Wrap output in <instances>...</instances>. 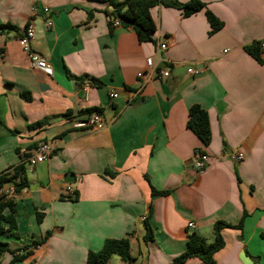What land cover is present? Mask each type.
I'll use <instances>...</instances> for the list:
<instances>
[{"label":"crops","instance_id":"1","mask_svg":"<svg viewBox=\"0 0 264 264\" xmlns=\"http://www.w3.org/2000/svg\"><path fill=\"white\" fill-rule=\"evenodd\" d=\"M200 1L204 10L190 17L152 8L155 39L141 43L133 29L109 27L106 3L0 0V174L23 164L29 184L10 198L19 238H0L20 255L30 247L15 264H86L106 240L123 238L131 259L114 255L108 264H172L189 233L213 242L216 222L242 220L241 230L222 232L216 264H264V63L246 51L264 42V0ZM207 10L223 23L211 35ZM29 25L51 73L32 67L20 45ZM163 40L160 65L170 77L142 86L137 74ZM191 67L202 73H188ZM194 105L208 113V146L187 127ZM94 108L104 111L101 126L76 128ZM41 144L50 156L29 171ZM198 150L209 156L201 172L193 166ZM238 152L240 162L232 159ZM67 174L75 181L65 182ZM153 189L167 195L153 196ZM146 223L152 240H145ZM12 259L6 252L0 264Z\"/></svg>","mask_w":264,"mask_h":264},{"label":"trees","instance_id":"2","mask_svg":"<svg viewBox=\"0 0 264 264\" xmlns=\"http://www.w3.org/2000/svg\"><path fill=\"white\" fill-rule=\"evenodd\" d=\"M107 4L105 14L108 18V24L111 29H114V21L120 20L121 26L131 28L135 31L139 42L154 41L156 33V25L151 15V9L156 6H164L168 8H176L182 11L184 17H190L205 8V4L200 0H189L185 4L179 3L177 0H96ZM206 17L210 24V35L218 32L223 28V23L214 16L210 11H206ZM261 42L246 47V51L254 57L258 62L264 63L260 57ZM94 85L99 86L100 82L96 79H91ZM27 99V96L24 95ZM103 110L94 108L86 111L88 117L93 113H98L103 116ZM187 127L192 130L196 136L202 141L203 145L208 146L211 142L212 133L208 113L199 105H194L189 109V117ZM27 167L23 164L12 168V173L3 172L0 174V189L4 185L12 183L16 193L26 189L28 184ZM153 196L167 195V192H159L153 189ZM77 199V194L74 198ZM37 221H42L41 213L37 212ZM243 220L236 226H231L225 222L218 221L214 224V241L208 240L198 234L191 232L188 235L186 251L174 259L172 264H184L188 260L197 259L204 264H216L214 256L224 249L226 243L222 232L227 228L242 229ZM18 220L16 203L12 199L0 197V238H19ZM152 230L149 224L146 223L145 240H152ZM41 242L35 243V245ZM29 246H25L22 250L24 254H18V251H12L9 245L0 239V258L6 252H11L13 259L11 264L25 260L29 255ZM119 256L123 261H129L130 257V240L123 238L119 240L108 239L105 241L102 249L98 252H89L86 264H108L112 256Z\"/></svg>","mask_w":264,"mask_h":264},{"label":"built area","instance_id":"3","mask_svg":"<svg viewBox=\"0 0 264 264\" xmlns=\"http://www.w3.org/2000/svg\"><path fill=\"white\" fill-rule=\"evenodd\" d=\"M45 13L49 12L48 8L44 9ZM47 28H51L53 26V22L48 19L45 22ZM114 26L119 27L121 26L120 20L114 21ZM35 40V29L32 25H29L22 33V35L19 38L20 45L24 52H26L30 58V63L32 67L37 68L39 70L51 73V68L46 61V59L37 51L33 49V42ZM261 48L264 49V42L261 43ZM168 49V42L166 40H163L161 43L158 44L157 47V54L154 57H149L146 59L145 67L144 69L140 70L138 72V79L140 80V84L142 86L146 85L148 82L152 81L154 78L157 79H167L170 77V69L165 66H161L160 64L163 62V59L161 57V54L167 51ZM227 50L226 52H228ZM188 73L194 74V75H200L202 71L197 68H189ZM90 84L85 83L83 84V90L87 91ZM118 95L114 92L110 94V98L114 99L117 98ZM103 122V116L98 113L91 114L87 120L83 122H77L75 123L76 128H91L96 129L101 126ZM52 149L48 144H41L36 150L32 157L28 158V169L29 171H32V169L37 166L38 164H41L45 162L48 157L50 156ZM232 159L236 162H240L244 159V154L241 152H238L236 154H232ZM209 161V156L201 151L196 152V156L193 160V166L197 171H203ZM69 194L73 195V189L68 188ZM14 187L5 188L2 187L0 189V197H4L7 199H10L15 194ZM144 220V218H143ZM188 228L195 229L196 225L194 222H190L188 224Z\"/></svg>","mask_w":264,"mask_h":264},{"label":"water","instance_id":"4","mask_svg":"<svg viewBox=\"0 0 264 264\" xmlns=\"http://www.w3.org/2000/svg\"><path fill=\"white\" fill-rule=\"evenodd\" d=\"M74 181H75V177H74L73 174H67V175H66V180H65V182L70 183V182H74Z\"/></svg>","mask_w":264,"mask_h":264},{"label":"rangeland","instance_id":"5","mask_svg":"<svg viewBox=\"0 0 264 264\" xmlns=\"http://www.w3.org/2000/svg\"><path fill=\"white\" fill-rule=\"evenodd\" d=\"M113 260H118V262H121V259L119 257H117V256H115ZM113 262L114 261H111L109 264H114ZM115 264H118V263H115Z\"/></svg>","mask_w":264,"mask_h":264}]
</instances>
